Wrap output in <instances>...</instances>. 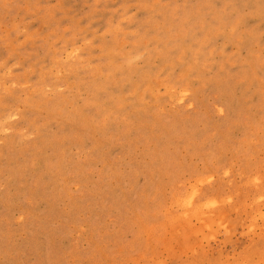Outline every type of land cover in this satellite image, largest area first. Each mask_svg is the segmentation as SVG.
I'll return each instance as SVG.
<instances>
[{
  "label": "rangeland",
  "instance_id": "obj_1",
  "mask_svg": "<svg viewBox=\"0 0 264 264\" xmlns=\"http://www.w3.org/2000/svg\"><path fill=\"white\" fill-rule=\"evenodd\" d=\"M0 264H264V0H0Z\"/></svg>",
  "mask_w": 264,
  "mask_h": 264
}]
</instances>
